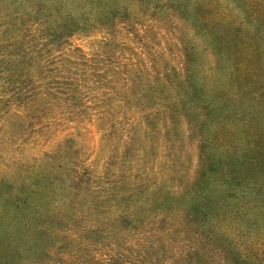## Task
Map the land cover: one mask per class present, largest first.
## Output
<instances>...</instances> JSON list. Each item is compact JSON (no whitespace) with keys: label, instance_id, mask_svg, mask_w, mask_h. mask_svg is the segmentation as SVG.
Returning a JSON list of instances; mask_svg holds the SVG:
<instances>
[{"label":"trees","instance_id":"trees-1","mask_svg":"<svg viewBox=\"0 0 264 264\" xmlns=\"http://www.w3.org/2000/svg\"><path fill=\"white\" fill-rule=\"evenodd\" d=\"M129 1L0 0V34L28 33L41 39L43 47L60 46L78 31L94 26L111 31L117 19L129 20ZM232 1L241 13L237 21L214 16L206 0L136 1L140 16L180 31L179 65L165 63L160 73L155 58L150 59V68L142 62L131 63L121 73L122 80L139 90L133 100L146 121L150 141L163 130L165 141L171 143V156L175 152L172 136L183 124L197 140L198 151L192 181L184 180L171 164L166 171L169 185L149 199L143 197L144 188L126 189L130 177L101 191L103 201L129 193L119 203L124 204L119 228L138 234L137 246L143 254L150 250L157 257L162 249H177L179 259L184 257L187 264H202L204 258L264 264V245L248 243L242 253L225 235L228 226L234 225V234L242 238L241 226L259 228L264 220V0ZM185 29L200 39L212 62H202ZM149 69L155 75L152 80ZM44 189L36 183L15 201L0 190V264L41 259L50 243L48 229L59 230L53 222L45 227L42 221L47 217L39 206L47 196ZM155 223L165 227V238L158 236L162 227L157 229ZM84 231H77L75 253H92L97 247L82 235ZM143 231L148 237L141 236ZM149 237L155 243L145 240ZM33 249L40 250L38 258ZM111 251L104 254L102 264H132L121 262L123 257Z\"/></svg>","mask_w":264,"mask_h":264},{"label":"rangeland","instance_id":"rangeland-1","mask_svg":"<svg viewBox=\"0 0 264 264\" xmlns=\"http://www.w3.org/2000/svg\"><path fill=\"white\" fill-rule=\"evenodd\" d=\"M136 1H129V20L117 19L113 30L94 26L73 33L60 46L43 47L41 39L28 33L0 34V190L15 201L36 183L45 186L47 196L39 206L47 217L42 221L45 227L53 222L59 228L48 229L50 243L44 254L41 259L24 260L27 264H102L109 250L121 255V262L132 264H142L136 262L139 259L147 260L143 264H187L184 257L179 259L177 249H162L157 257L150 250L143 254L137 246L138 234L119 228L124 206L119 203L128 192L115 195L114 201L100 198L101 191L130 177L126 189L144 188L143 197L149 199L169 185L166 171L171 164L184 180L192 181L197 169V140L187 128L178 126L170 156L171 143L165 141L163 130L151 141V134L147 136L146 121L133 100L139 90L122 80L121 73L131 63L150 68L149 61L155 58L159 69L165 63L179 65L180 31L140 16ZM206 1L214 16L241 19L232 0ZM183 31L198 48L202 62H212L200 39ZM147 73L152 80L153 71ZM240 221L244 225V217ZM155 226L162 227L158 236L165 238V227ZM263 226L262 219L259 228L241 226L239 239L234 225L223 232L244 253L248 243L264 245ZM79 230L97 243L94 252H74ZM141 236L148 237L144 231ZM38 251L34 250L36 258ZM231 263L223 258L202 260V264Z\"/></svg>","mask_w":264,"mask_h":264}]
</instances>
